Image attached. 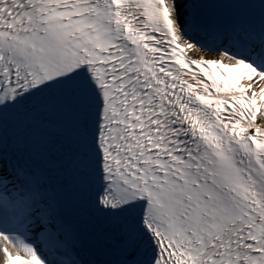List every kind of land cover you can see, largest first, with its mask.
<instances>
[{
    "label": "snow or ice",
    "instance_id": "snow-or-ice-1",
    "mask_svg": "<svg viewBox=\"0 0 264 264\" xmlns=\"http://www.w3.org/2000/svg\"><path fill=\"white\" fill-rule=\"evenodd\" d=\"M261 85L264 0H0V264H264Z\"/></svg>",
    "mask_w": 264,
    "mask_h": 264
},
{
    "label": "bare ground",
    "instance_id": "bare-ground-1",
    "mask_svg": "<svg viewBox=\"0 0 264 264\" xmlns=\"http://www.w3.org/2000/svg\"><path fill=\"white\" fill-rule=\"evenodd\" d=\"M261 86H264V85H261Z\"/></svg>",
    "mask_w": 264,
    "mask_h": 264
}]
</instances>
